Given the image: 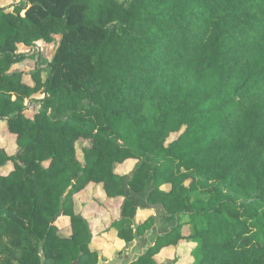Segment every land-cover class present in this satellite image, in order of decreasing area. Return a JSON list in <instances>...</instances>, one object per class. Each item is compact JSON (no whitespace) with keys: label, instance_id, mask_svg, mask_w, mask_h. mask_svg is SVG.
I'll list each match as a JSON object with an SVG mask.
<instances>
[{"label":"trees","instance_id":"16d2710c","mask_svg":"<svg viewBox=\"0 0 264 264\" xmlns=\"http://www.w3.org/2000/svg\"><path fill=\"white\" fill-rule=\"evenodd\" d=\"M57 37L46 66L13 70L28 58L20 45ZM27 101L41 105L33 117ZM1 125L17 149L0 147V264H42L41 252L44 264H98L76 212L93 184L123 200L111 227L126 244L141 210L160 205L177 220L134 264H159L182 240L191 264H264V0L0 7ZM130 161L132 173L117 172ZM61 215L71 236L52 224ZM153 225L141 222L138 235Z\"/></svg>","mask_w":264,"mask_h":264},{"label":"rangeland","instance_id":"374dc122","mask_svg":"<svg viewBox=\"0 0 264 264\" xmlns=\"http://www.w3.org/2000/svg\"><path fill=\"white\" fill-rule=\"evenodd\" d=\"M124 2L125 0H118ZM26 0H5L0 4V7L7 8L9 11L14 10L15 5L24 4ZM60 37L56 38L55 43L49 44L43 41L37 42L34 47L19 46V50L27 55V59L23 61L19 68L21 71L27 73L33 72L38 66L37 62L40 61L39 65L46 66L53 58L56 49L59 45ZM28 78V77H26ZM41 99L43 96L39 94L36 96ZM36 98V99H37ZM37 99V100H38ZM27 115L33 117L34 114L40 109L41 105L37 101H27ZM0 133V147L6 149L9 154H14L17 149L15 137L9 135L5 125H1ZM135 161H130L124 165L117 167V172L125 175L130 174L135 168ZM12 170V165L9 164L6 168L2 169V173H7ZM160 189L169 191L170 185H161ZM141 204H144L145 198H138ZM123 200H107L101 185H90L86 190L82 191L76 196V212L82 214L89 219L91 230L93 233L92 246L93 249L103 252L104 258L108 261L115 258L119 252H123L120 257H127V251L130 248V243L126 244L116 236V231L111 227L112 222L120 219L121 207ZM157 210L155 208H148L141 210L134 221V225H140L141 222L147 220L149 217L155 219ZM180 224H184L183 233L186 236L192 234V227L190 225L191 218L188 215H184L179 219ZM163 231L176 226L177 220L167 216L162 211L160 218ZM155 223V220H154ZM60 227V233L62 235L70 234L69 220L61 218L58 223ZM132 243V242H131ZM191 242L189 240H182L179 242L177 247H171L164 250L158 257L159 264H173L176 260V264H191L194 259L190 257Z\"/></svg>","mask_w":264,"mask_h":264},{"label":"water","instance_id":"95a60500","mask_svg":"<svg viewBox=\"0 0 264 264\" xmlns=\"http://www.w3.org/2000/svg\"><path fill=\"white\" fill-rule=\"evenodd\" d=\"M150 208H155L157 210V214L155 217V223L152 228L146 231L143 236L138 235V227L139 225L134 226V240L130 243V248L127 251V257H120L118 255L115 256L112 260L104 261L103 253L100 251L99 253V262L98 264H134L138 262L142 257L147 255V253L156 245L157 239L160 236H164L167 231H163L161 225V215H162V207L160 205L150 206ZM54 223V221H53ZM42 256V264H44V257ZM80 259L72 262L71 264H79Z\"/></svg>","mask_w":264,"mask_h":264},{"label":"flooded vegetation","instance_id":"af4514ba","mask_svg":"<svg viewBox=\"0 0 264 264\" xmlns=\"http://www.w3.org/2000/svg\"><path fill=\"white\" fill-rule=\"evenodd\" d=\"M84 217H85V216H84ZM61 218H66V219L69 220L68 217L61 215V216H59L57 219H54V220H53L54 223H53V221H52V224H56V225L59 227V225H58L57 223H58V221H59ZM88 220H89V219H88ZM69 225H70V230H71V231H70V234L62 235V234L60 233L62 236H64V237H68V236H71V235H72V227H71V222H70V220H69ZM59 229H60V227H59ZM60 232H61V231H60ZM98 252H100V251H98ZM102 253H103V252H102ZM40 254L43 255L42 252H41ZM122 254H123V252L121 251V252H119L118 256H122ZM103 259H104V261H108L106 258H104V255H103ZM73 262H74V261H73Z\"/></svg>","mask_w":264,"mask_h":264},{"label":"crops","instance_id":"0c3cea01","mask_svg":"<svg viewBox=\"0 0 264 264\" xmlns=\"http://www.w3.org/2000/svg\"><path fill=\"white\" fill-rule=\"evenodd\" d=\"M3 2H5V0H3ZM20 64L14 65L13 70H15V71H21V69L19 68Z\"/></svg>","mask_w":264,"mask_h":264}]
</instances>
